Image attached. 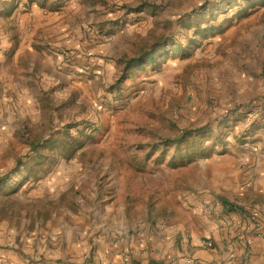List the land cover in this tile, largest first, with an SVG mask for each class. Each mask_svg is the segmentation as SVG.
<instances>
[{"label": "rangeland", "instance_id": "374dc122", "mask_svg": "<svg viewBox=\"0 0 264 264\" xmlns=\"http://www.w3.org/2000/svg\"><path fill=\"white\" fill-rule=\"evenodd\" d=\"M263 47L264 0H0V252L181 255L213 170L264 141Z\"/></svg>", "mask_w": 264, "mask_h": 264}, {"label": "crops", "instance_id": "0c3cea01", "mask_svg": "<svg viewBox=\"0 0 264 264\" xmlns=\"http://www.w3.org/2000/svg\"><path fill=\"white\" fill-rule=\"evenodd\" d=\"M262 53L264 55V47ZM242 78V83L247 80L246 86L251 88L259 82L253 74L245 71ZM258 144L259 151L249 150L219 162L218 169L213 170V175L218 172L217 184L200 196L201 206L196 220L202 226L201 231H192L185 238L183 253L176 256L168 253L166 238H161L155 244L156 251L160 252L159 264H264V141ZM212 210L229 214L235 225L224 227L218 224L216 217L211 215ZM254 219L262 224L263 235L245 230L246 223ZM86 236L94 237V233H73L71 242L76 250L80 249ZM60 238L55 236L52 245L63 244L64 240ZM94 240L100 241L97 236ZM209 240L214 242V248L207 246ZM97 244L101 246V258L96 264H117L112 248ZM23 256L14 249H5L0 252V264H24ZM191 259L195 263L190 262Z\"/></svg>", "mask_w": 264, "mask_h": 264}, {"label": "built area", "instance_id": "2783aa9c", "mask_svg": "<svg viewBox=\"0 0 264 264\" xmlns=\"http://www.w3.org/2000/svg\"><path fill=\"white\" fill-rule=\"evenodd\" d=\"M245 228H246V230L255 231L259 235H263V232H262V224L259 221H255V219L252 222L250 221V223L246 224L245 225ZM212 245L213 244H212L211 241H208L207 242V246L208 247H211ZM190 262L195 263V261L193 259H191Z\"/></svg>", "mask_w": 264, "mask_h": 264}, {"label": "trees", "instance_id": "16d2710c", "mask_svg": "<svg viewBox=\"0 0 264 264\" xmlns=\"http://www.w3.org/2000/svg\"><path fill=\"white\" fill-rule=\"evenodd\" d=\"M148 58H149V61H150V62H154L155 59H156V56H150V57H148ZM136 61H137L136 59L129 60V61L127 62V66H132Z\"/></svg>", "mask_w": 264, "mask_h": 264}]
</instances>
